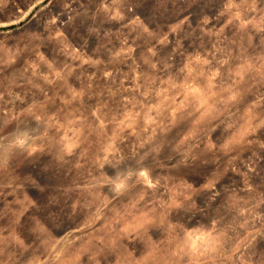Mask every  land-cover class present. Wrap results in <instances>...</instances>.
<instances>
[{"label": "rangeland", "instance_id": "374dc122", "mask_svg": "<svg viewBox=\"0 0 264 264\" xmlns=\"http://www.w3.org/2000/svg\"><path fill=\"white\" fill-rule=\"evenodd\" d=\"M0 264H264V0H0Z\"/></svg>", "mask_w": 264, "mask_h": 264}]
</instances>
